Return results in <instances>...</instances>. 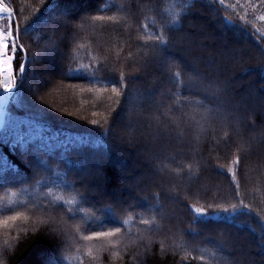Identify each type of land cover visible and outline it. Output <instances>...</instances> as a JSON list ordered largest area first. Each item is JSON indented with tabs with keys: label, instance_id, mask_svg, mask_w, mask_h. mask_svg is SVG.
<instances>
[{
	"label": "trees",
	"instance_id": "16d2710c",
	"mask_svg": "<svg viewBox=\"0 0 264 264\" xmlns=\"http://www.w3.org/2000/svg\"><path fill=\"white\" fill-rule=\"evenodd\" d=\"M4 2L25 71L14 60L5 105L0 93V264H264V2ZM176 72L224 90L216 117L211 90ZM127 164L139 183L124 182Z\"/></svg>",
	"mask_w": 264,
	"mask_h": 264
},
{
	"label": "snow or ice",
	"instance_id": "6c2138e0",
	"mask_svg": "<svg viewBox=\"0 0 264 264\" xmlns=\"http://www.w3.org/2000/svg\"><path fill=\"white\" fill-rule=\"evenodd\" d=\"M264 2V0H262ZM221 3H223V0H221ZM13 12L14 9L10 7L8 4L0 3V21H4V25H0V71H3L5 78L3 81H0V83L3 84L4 91L7 93H11L14 90L15 82L12 80V75L15 71L13 68V61H16V68H18L20 73H23L25 71V65L24 63L20 62L17 59V49H16V40L13 35V24H14V18H13ZM261 19H264V17H261ZM6 25V26H5ZM146 27V25H145ZM18 30V25L16 26ZM154 41L157 43L154 45V48L158 51L160 55H166L167 51L170 47L169 41L164 40L161 35H156L153 37ZM23 46L21 45V49ZM180 72L175 73V83L178 85L185 86L189 89L193 88H201L205 91L211 90V94L216 98L217 100V106H216V112H213L211 109H205L204 113L205 115H212L213 117L217 116V113H219L222 109L221 106L223 105L224 101L222 99V93L223 89H221L219 86H216L215 88L212 87L213 83L212 81L202 80L196 76H193L191 73H188L187 80H181L180 79ZM121 80H123V77H121ZM112 91L117 95L120 96L121 92L116 86V82L112 83ZM7 99V97H5ZM185 100H189L188 97H185ZM202 104V102H201ZM226 111H230L228 109H224ZM92 124L97 125L99 124V121L93 120ZM252 126L255 127V121H252ZM112 129H110L111 131ZM158 132H162V130L158 129ZM116 135L120 137L121 140H126L127 137L122 136L120 132H117ZM262 136H264V132L261 133ZM241 163V158L239 156L235 157L232 160L233 167L231 169H226L225 171L231 172L232 176H235V168ZM219 167V166H218ZM99 175V174H98ZM191 212L195 213L197 215V218L200 219L203 216L210 215L205 209L203 208H195L191 205H188ZM56 212L60 213L63 210L62 209H54ZM68 212H71L72 209H67ZM224 212H227V209L223 210ZM21 214H17L16 216L11 217L10 219H17ZM50 219H54L51 216ZM147 223V221L145 222ZM121 230L119 227L108 230V231H93L91 236L86 237L87 239L92 238H100V237H110L114 236L116 233H119ZM261 244H264V239L261 240Z\"/></svg>",
	"mask_w": 264,
	"mask_h": 264
},
{
	"label": "rangeland",
	"instance_id": "374dc122",
	"mask_svg": "<svg viewBox=\"0 0 264 264\" xmlns=\"http://www.w3.org/2000/svg\"><path fill=\"white\" fill-rule=\"evenodd\" d=\"M0 2L1 3H5L3 0L1 1L0 0ZM6 4V3H5ZM61 17L63 18H65L66 19V16H68L69 14H67V13H65V12H61ZM13 18H14V12H13ZM65 19H64V21H65ZM13 35H14V37H15V40L17 41V46H19V42H18V35H17V28L15 27H13ZM222 36H223V34H221ZM61 37V40L63 39V36H60ZM208 38V37H207ZM222 38H224V37H222ZM207 40H211L210 39V37H209V39H207ZM239 53L235 56V58H237L236 60H239L240 58H243V54L245 53L243 50H241V51H238ZM2 73H3V71H2ZM18 71H16V73H15V71H14V73H13V75H12V80L14 81V82H16L17 81V78H18ZM19 75H20V73H19ZM32 77L33 78H35V79H38L39 81L41 80V83H40V85H39V87H40V91H44L45 89H46V87L49 85V84H51L52 83V80H53V77H54V73L53 72H51L50 70H47L46 68H45V70H42V71H39V72H37V73H34L33 75H32ZM5 78V75H4V73H3V79ZM243 79L244 78H242V77H238L237 76V78H236V80H234L233 81V83L234 84H236V83H240V82H242L243 81ZM58 85L57 84H54L52 87H50V90L51 91H54V89L57 87ZM15 88H16V85H15V87H14V90H15ZM14 90H13V92H14ZM13 92H11V93H13ZM0 93H1V98H2V100H6L5 99V97H7V99L9 100V98L10 97H8L11 93H7V92H5L4 91V89H2L1 91H0ZM51 99V98H50ZM51 101V100H50ZM0 103H1V101H0ZM131 104V103H130ZM130 104H129V106H130ZM129 106H128V108H129ZM127 115V117H129V112H127L126 113ZM125 116V115H124ZM2 117H0V124H1V122H2V119H1ZM124 118V117H123ZM127 120H128V118H127ZM128 121H130V123H131V120H128ZM252 123V122H251ZM121 132H122V130H121ZM123 132H124V129H123ZM127 132V131H126ZM126 135H127V133H126ZM259 139H261V137L259 138ZM258 138L257 139H255L254 140V143L255 144H257V143H259V142H261V140H259ZM127 143H129L130 144V147L131 146H133V142H131V141H126ZM263 148H264V145H263ZM135 149H137L139 152V155L140 156H144L145 158H147V159H149V157H150V155H148V152H149V149H147V150H145V151H142V149H139L138 147L136 148L135 147ZM130 162H131V159H130ZM120 166H122V165H120ZM125 168L123 169V170H120L119 172L121 173V175H126V176H124V177H126V179L124 178V182L127 184H130L131 185V183H133V182H137V183H139L140 181H141V176H137V175H134V170H132V168L127 164V165H125L124 166ZM120 169V168H119ZM93 171H95V173H92V175L93 176H95V175H97V176H101V172H98V171H96L95 169L93 170L92 169V171L91 172H93ZM99 174V175H98ZM92 178V177H91ZM125 184V185H126ZM119 191H121V190H119ZM60 227V226H59ZM62 228V227H61Z\"/></svg>",
	"mask_w": 264,
	"mask_h": 264
},
{
	"label": "bare ground",
	"instance_id": "6f19581e",
	"mask_svg": "<svg viewBox=\"0 0 264 264\" xmlns=\"http://www.w3.org/2000/svg\"><path fill=\"white\" fill-rule=\"evenodd\" d=\"M1 3V2H0Z\"/></svg>",
	"mask_w": 264,
	"mask_h": 264
}]
</instances>
